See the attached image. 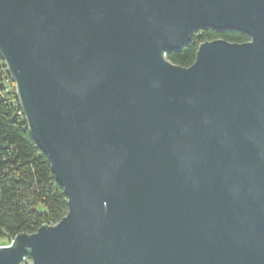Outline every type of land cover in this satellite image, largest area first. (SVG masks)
<instances>
[{
  "label": "water",
  "instance_id": "95a60500",
  "mask_svg": "<svg viewBox=\"0 0 264 264\" xmlns=\"http://www.w3.org/2000/svg\"><path fill=\"white\" fill-rule=\"evenodd\" d=\"M0 58L67 200L0 264H264V0H0Z\"/></svg>",
  "mask_w": 264,
  "mask_h": 264
},
{
  "label": "trees",
  "instance_id": "16d2710c",
  "mask_svg": "<svg viewBox=\"0 0 264 264\" xmlns=\"http://www.w3.org/2000/svg\"><path fill=\"white\" fill-rule=\"evenodd\" d=\"M214 39L243 43L249 37L240 31L202 29L166 59L188 67L198 45ZM1 66L0 58V238L11 240L20 233H33L43 224H56L67 212V200L18 114L14 84Z\"/></svg>",
  "mask_w": 264,
  "mask_h": 264
},
{
  "label": "rangeland",
  "instance_id": "374dc122",
  "mask_svg": "<svg viewBox=\"0 0 264 264\" xmlns=\"http://www.w3.org/2000/svg\"><path fill=\"white\" fill-rule=\"evenodd\" d=\"M10 239L8 238H0V246L8 245L10 243Z\"/></svg>",
  "mask_w": 264,
  "mask_h": 264
},
{
  "label": "built area",
  "instance_id": "2783aa9c",
  "mask_svg": "<svg viewBox=\"0 0 264 264\" xmlns=\"http://www.w3.org/2000/svg\"><path fill=\"white\" fill-rule=\"evenodd\" d=\"M1 60H2V59H1ZM1 67L4 68V70H5V72H6V75H7V76L9 77V79L11 80L10 76L8 75V72H7V69H6V66H5L3 60H2V66H1ZM11 81H12V80H11ZM14 91H15V89H14ZM15 96H16V95H15ZM17 102H18V100H17ZM18 114L21 115V116L23 117L22 112H21V109H20V112H18Z\"/></svg>",
  "mask_w": 264,
  "mask_h": 264
}]
</instances>
